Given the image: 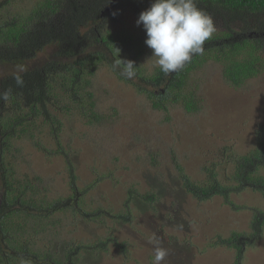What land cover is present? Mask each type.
Returning <instances> with one entry per match:
<instances>
[{
    "label": "rangeland",
    "instance_id": "rangeland-1",
    "mask_svg": "<svg viewBox=\"0 0 264 264\" xmlns=\"http://www.w3.org/2000/svg\"><path fill=\"white\" fill-rule=\"evenodd\" d=\"M115 13L104 26L112 31L122 22L136 23L138 19L130 6H120ZM213 21L216 30L223 27L219 17ZM146 50L151 49L147 46ZM151 57L147 53L140 61L152 66L155 58ZM261 64L258 75L241 84L224 80L222 65L216 61L195 71L197 78L189 89L201 99L202 108L197 111H187L174 101L166 110L156 109L145 94L109 66L89 68L92 85L86 91L94 89L96 111L103 118L90 121L89 117L62 116V129L56 135L37 117L34 139L20 134L14 140L16 150L12 148L8 156L13 161L17 156V161L23 159L18 165L20 173L44 179L45 194L53 201L71 193L69 172L63 157L46 158L38 148L67 152L74 159L78 186L84 190L82 207L92 217L103 207L109 216L105 213L93 221L90 215L86 219L77 213L53 214L47 220L49 232L39 236L42 244H50L64 261L70 258L65 252L68 243H79L81 248L89 245V249L97 244V250L84 248L81 255L74 252L75 264H151V241L156 238L168 252L163 264H233L236 250L221 247L216 240L232 231L249 232L253 216L264 212V196L247 190L234 193L229 204L220 195L199 202L185 191L179 167L193 180L203 182L207 177L204 167L210 166L216 178L227 183L233 170L228 161L258 147L254 130L264 123V62ZM99 177L101 181L96 182ZM138 193L143 195L130 200ZM125 199L128 203L124 205ZM124 210L131 214V224L117 218ZM108 241L109 247L103 250ZM244 264H264V231L260 240L246 248Z\"/></svg>",
    "mask_w": 264,
    "mask_h": 264
},
{
    "label": "trees",
    "instance_id": "trees-1",
    "mask_svg": "<svg viewBox=\"0 0 264 264\" xmlns=\"http://www.w3.org/2000/svg\"><path fill=\"white\" fill-rule=\"evenodd\" d=\"M152 2L0 0V92L12 90L7 102L0 99V264H75L72 261L74 252L81 255L84 248V251L98 249L97 244L96 248L89 249V245L81 248L79 243H68L65 252L70 258L64 261L57 257L60 252L56 253L50 244H42L43 239L39 237L44 231L49 232L47 220L53 214L77 213L79 218L86 219L90 215L82 207L84 190H80L76 181L74 159L58 148H38L46 158L58 160L63 157L69 172L67 188L71 193L52 201L37 192L41 187L45 189L44 179L20 173L18 165L21 166L23 159L17 161L20 158L17 156L13 161L8 156L20 134L34 139L37 117L43 118L56 135L62 129V116L89 117L90 121L103 118L96 111L94 89L86 91V87L92 85L89 68L99 64L109 66L124 82L145 94L156 109L166 110L174 101L187 111L202 108L201 99L189 87L196 81L194 72H201L209 61L219 62L224 80L234 84L246 82L262 70L264 0H196L198 7L212 18L219 17L223 27L205 41L201 54L194 55L190 63L170 75H165L159 67L141 63L143 56L152 54V50H146L147 37L142 25L122 22L115 31L110 26L104 27L115 17L120 6H130V12L137 11L138 18ZM118 59L135 62L134 78L121 75L122 65L121 68L114 67ZM18 65L26 69L22 73L23 87H18L14 80ZM254 135L258 147L228 161L233 170L227 183L216 178L213 167H204L207 177L203 182L193 180L183 166L179 167L185 191L199 202L220 195L228 204L234 193L247 190L264 196V123L255 128ZM35 143L39 145L36 139ZM227 148L224 149L228 151ZM101 179L97 178L96 182ZM136 195L141 197L143 194H135L130 200ZM145 198L151 202L148 195ZM126 201L124 205L128 203ZM125 210L117 218L131 224L132 216L124 214ZM105 213L108 214L107 210L100 207L90 219L95 221L97 216ZM250 225L249 232L232 231L230 236H220L219 241L216 240L217 245L236 250L233 264H244L246 248L261 239L264 212L256 213Z\"/></svg>",
    "mask_w": 264,
    "mask_h": 264
},
{
    "label": "clouds",
    "instance_id": "clouds-1",
    "mask_svg": "<svg viewBox=\"0 0 264 264\" xmlns=\"http://www.w3.org/2000/svg\"><path fill=\"white\" fill-rule=\"evenodd\" d=\"M136 24L142 25L146 32L145 44L152 50L154 66L165 75L176 73L190 63L194 55L201 54L205 41L216 31L213 18L198 7L196 0H153L150 7L139 14ZM114 67L121 68V75L128 79L136 75L134 61L118 59ZM25 71L23 65L17 66L14 80L18 87L24 86L22 73ZM11 91L9 88L0 92V99L7 102ZM42 189L37 192L46 195V188L44 194ZM151 242L154 250L151 264H163L167 249L159 239L153 238Z\"/></svg>",
    "mask_w": 264,
    "mask_h": 264
}]
</instances>
